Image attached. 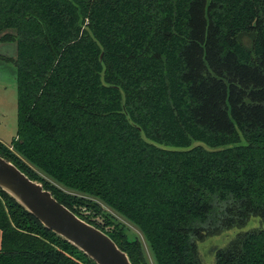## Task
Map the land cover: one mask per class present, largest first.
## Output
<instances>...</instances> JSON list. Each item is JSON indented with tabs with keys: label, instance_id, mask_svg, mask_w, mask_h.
Masks as SVG:
<instances>
[{
	"label": "trees",
	"instance_id": "1",
	"mask_svg": "<svg viewBox=\"0 0 264 264\" xmlns=\"http://www.w3.org/2000/svg\"><path fill=\"white\" fill-rule=\"evenodd\" d=\"M0 42L2 156L132 264L131 227L158 264H264V0H0ZM0 264L95 263L0 189Z\"/></svg>",
	"mask_w": 264,
	"mask_h": 264
},
{
	"label": "water",
	"instance_id": "2",
	"mask_svg": "<svg viewBox=\"0 0 264 264\" xmlns=\"http://www.w3.org/2000/svg\"><path fill=\"white\" fill-rule=\"evenodd\" d=\"M144 139L164 150L179 149ZM0 189L34 216L44 228L77 248L93 263L132 264L128 254L107 233L81 219L59 202L50 190L45 189L42 182L29 178L1 154Z\"/></svg>",
	"mask_w": 264,
	"mask_h": 264
},
{
	"label": "rangeland",
	"instance_id": "3",
	"mask_svg": "<svg viewBox=\"0 0 264 264\" xmlns=\"http://www.w3.org/2000/svg\"><path fill=\"white\" fill-rule=\"evenodd\" d=\"M242 40L246 47L250 46L248 37L243 36ZM15 55L14 42H0V143L5 146L11 145L17 130L16 69L12 61ZM102 207L110 212L105 206ZM131 230L139 236L148 264H158L145 236L135 228L131 227ZM218 242L215 240L212 245H218Z\"/></svg>",
	"mask_w": 264,
	"mask_h": 264
},
{
	"label": "crops",
	"instance_id": "4",
	"mask_svg": "<svg viewBox=\"0 0 264 264\" xmlns=\"http://www.w3.org/2000/svg\"><path fill=\"white\" fill-rule=\"evenodd\" d=\"M8 147H11V145H9Z\"/></svg>",
	"mask_w": 264,
	"mask_h": 264
}]
</instances>
